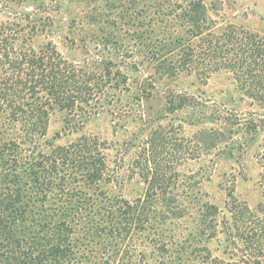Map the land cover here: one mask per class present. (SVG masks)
I'll use <instances>...</instances> for the list:
<instances>
[{"label": "trees", "instance_id": "trees-1", "mask_svg": "<svg viewBox=\"0 0 264 264\" xmlns=\"http://www.w3.org/2000/svg\"><path fill=\"white\" fill-rule=\"evenodd\" d=\"M37 1L0 0V264H264L263 205L250 209L232 188L222 208L207 201L194 177L174 166L171 156L183 145L168 146L162 127L138 146L133 175L145 193L132 201L105 189L118 176L96 137L66 147L46 141L54 110L90 107L103 71L68 63L53 45L38 42L46 24L33 15L43 5L24 11ZM149 1L165 22L141 46L160 79L186 74L204 82L225 72L242 98L264 109V36L219 26L217 0L211 9L204 0ZM165 104L171 114L196 107L186 93L169 92ZM262 123L252 116L240 123V148L257 140ZM232 138L201 127L188 142L193 160L213 150L231 153ZM258 148L264 190V135ZM88 237L100 241L80 253L78 243ZM219 241L226 262L211 255Z\"/></svg>", "mask_w": 264, "mask_h": 264}, {"label": "rangeland", "instance_id": "rangeland-1", "mask_svg": "<svg viewBox=\"0 0 264 264\" xmlns=\"http://www.w3.org/2000/svg\"><path fill=\"white\" fill-rule=\"evenodd\" d=\"M134 1L131 4L130 0H38L32 7L24 8L32 13L37 5H43L33 15L46 24L39 43H50L66 62L77 67L94 63L103 71L90 107L77 113L54 110L49 117L46 141L54 147H66L82 136L96 137L109 148L105 154L118 176L105 189L122 192L132 201L145 193L144 182L133 175L137 171L138 146L160 126L168 146L183 145V155L178 152L171 156L174 166L183 169L184 175L194 177L193 182H198L207 201L222 208L232 188L233 198L250 209L258 204L264 207L257 160L264 123L257 140L246 149L240 148L246 139L240 123L251 116L258 121L264 119V109L242 98L228 76L231 74L225 72L214 73L204 82L186 74L160 79L161 72L147 62L141 44L145 38L155 39L163 26L158 21L162 19L164 23L165 19L154 13L149 0ZM212 1L204 0L210 9ZM3 14L0 12L2 20ZM213 17L219 26L242 27L264 36V0H217ZM106 63L110 65L107 67ZM169 92L193 96L196 107L168 113L165 97ZM201 127L225 131L226 136L237 140L234 150L223 154L217 150L204 152L199 160H193L196 152L188 142ZM81 235L77 231L74 237ZM99 241L90 237L80 239L78 250L81 253L94 248ZM225 248L223 241L212 242V257L226 262Z\"/></svg>", "mask_w": 264, "mask_h": 264}]
</instances>
